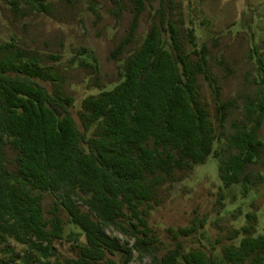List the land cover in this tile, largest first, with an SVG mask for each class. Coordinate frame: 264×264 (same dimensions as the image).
Returning <instances> with one entry per match:
<instances>
[{
	"label": "trees",
	"instance_id": "16d2710c",
	"mask_svg": "<svg viewBox=\"0 0 264 264\" xmlns=\"http://www.w3.org/2000/svg\"><path fill=\"white\" fill-rule=\"evenodd\" d=\"M22 1L39 12L46 7L45 0ZM131 1L133 20L119 52L150 0ZM17 45H0V264H264L256 213L238 211L219 249L202 242L205 221L169 227L168 247L149 223L158 190L210 157L221 192L239 186L245 199L264 183L254 169L264 147L258 135L264 109L245 102L242 119L229 133L219 131L238 103L220 100L209 53L193 27L169 18L162 3L119 84L81 99L82 129L72 112L76 98L50 91L43 82L58 77ZM200 79L214 95V119ZM107 229L132 245L110 238ZM188 240L198 246L188 247Z\"/></svg>",
	"mask_w": 264,
	"mask_h": 264
},
{
	"label": "rangeland",
	"instance_id": "374dc122",
	"mask_svg": "<svg viewBox=\"0 0 264 264\" xmlns=\"http://www.w3.org/2000/svg\"><path fill=\"white\" fill-rule=\"evenodd\" d=\"M162 3L169 18L182 19L185 26L193 27L198 45L206 46L209 71L220 86V100H237V108L219 131L229 133L232 123L242 119L245 102L264 109V0H150L139 17L132 41L120 52L119 45L128 36L133 20L131 0H45L43 12L31 9L22 0H0V45L14 40L17 46L41 58V67L58 77L55 83L43 84L50 91L58 88L76 98L72 112L82 129L78 116L81 99L119 84L128 55L142 43ZM80 60L90 65L78 66ZM199 83L214 119V95L203 79ZM258 135L264 143V119ZM254 169L264 176V147ZM176 178L181 182L167 183L158 190L148 218L166 247L171 245L166 233L169 227L177 229L202 220L206 222L202 242L210 249H219L237 226L234 220L238 211L256 213L259 231L263 232L264 183L245 199L239 186L221 192L217 162L212 157L193 171L178 173ZM106 233L121 244L132 245L112 229ZM10 246L16 253L21 252L16 244ZM187 246L198 244L188 240Z\"/></svg>",
	"mask_w": 264,
	"mask_h": 264
}]
</instances>
